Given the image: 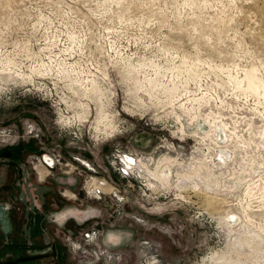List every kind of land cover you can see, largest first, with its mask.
I'll return each instance as SVG.
<instances>
[{
    "label": "clouds",
    "instance_id": "9594fccd",
    "mask_svg": "<svg viewBox=\"0 0 264 264\" xmlns=\"http://www.w3.org/2000/svg\"><path fill=\"white\" fill-rule=\"evenodd\" d=\"M33 101L119 180L49 215L77 264H264V0H0V119Z\"/></svg>",
    "mask_w": 264,
    "mask_h": 264
},
{
    "label": "rangeland",
    "instance_id": "374dc122",
    "mask_svg": "<svg viewBox=\"0 0 264 264\" xmlns=\"http://www.w3.org/2000/svg\"><path fill=\"white\" fill-rule=\"evenodd\" d=\"M30 124L36 125L32 133L27 131ZM107 151L105 148L104 152ZM46 154L54 157V166L44 164ZM77 156L80 160L74 158ZM81 161H87L96 169L95 174L104 179L109 175L117 179L103 163L102 154L98 158L91 146H71L62 139L39 101L30 102L23 111L18 108L15 114L0 119V264H77L70 255L67 237L71 234L75 240L82 241V232L89 230L88 224L80 226L69 220L60 228L49 222L48 217L68 205L72 196L78 197V202L83 199L81 173H93ZM41 165L44 175L40 173ZM69 167L76 169L72 172L75 184L67 183ZM65 192L67 195H63ZM101 207L105 208L107 222L111 210L107 203ZM5 219L9 226L6 229ZM42 250L50 252L37 258L20 259ZM11 258L15 261L3 263Z\"/></svg>",
    "mask_w": 264,
    "mask_h": 264
},
{
    "label": "water",
    "instance_id": "95a60500",
    "mask_svg": "<svg viewBox=\"0 0 264 264\" xmlns=\"http://www.w3.org/2000/svg\"><path fill=\"white\" fill-rule=\"evenodd\" d=\"M40 255H43V254H39L38 253H32V254H26L24 256H22L20 259L21 260H26V259H31V258H37L39 257ZM15 260L13 258L9 259V260H5L3 261V263H7V262H14Z\"/></svg>",
    "mask_w": 264,
    "mask_h": 264
},
{
    "label": "built area",
    "instance_id": "2783aa9c",
    "mask_svg": "<svg viewBox=\"0 0 264 264\" xmlns=\"http://www.w3.org/2000/svg\"><path fill=\"white\" fill-rule=\"evenodd\" d=\"M46 156V155H45ZM44 156V158H43V162H44V164L46 165V166H54V164H55V159H54V157H51L52 158V161H50V160H48L46 157ZM69 238H71L72 240H75L74 238H73V236H71V234H69L68 235V237H67V239L69 240Z\"/></svg>",
    "mask_w": 264,
    "mask_h": 264
},
{
    "label": "bare ground",
    "instance_id": "6f19581e",
    "mask_svg": "<svg viewBox=\"0 0 264 264\" xmlns=\"http://www.w3.org/2000/svg\"><path fill=\"white\" fill-rule=\"evenodd\" d=\"M48 160H50V161H52V158L49 156V154H46V156H45ZM40 166V165H39ZM42 166V165H41ZM44 167V166H43ZM39 170V169H38ZM40 173H41V171H40ZM49 252L50 251H48V250H42V251H40L39 252V254H46V253H48L49 254Z\"/></svg>",
    "mask_w": 264,
    "mask_h": 264
},
{
    "label": "flooded vegetation",
    "instance_id": "af4514ba",
    "mask_svg": "<svg viewBox=\"0 0 264 264\" xmlns=\"http://www.w3.org/2000/svg\"><path fill=\"white\" fill-rule=\"evenodd\" d=\"M40 171H41V174L44 175V169H43V166H41ZM0 207H1V205H0Z\"/></svg>",
    "mask_w": 264,
    "mask_h": 264
},
{
    "label": "crops",
    "instance_id": "0c3cea01",
    "mask_svg": "<svg viewBox=\"0 0 264 264\" xmlns=\"http://www.w3.org/2000/svg\"><path fill=\"white\" fill-rule=\"evenodd\" d=\"M8 223H7V220L5 219V229L8 228Z\"/></svg>",
    "mask_w": 264,
    "mask_h": 264
}]
</instances>
